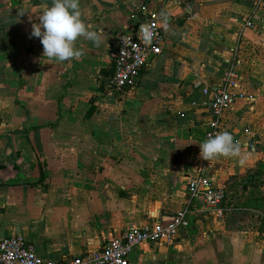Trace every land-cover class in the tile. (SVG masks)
Returning a JSON list of instances; mask_svg holds the SVG:
<instances>
[{
	"label": "crops",
	"instance_id": "0c3cea01",
	"mask_svg": "<svg viewBox=\"0 0 264 264\" xmlns=\"http://www.w3.org/2000/svg\"><path fill=\"white\" fill-rule=\"evenodd\" d=\"M148 1L163 8L166 43L118 96L107 51L116 32L138 33L142 0H78L102 42L78 38L83 55L64 62L30 35L52 0H0V239L20 235L47 260L77 256L167 221L202 174L225 189L220 216L194 199L175 243H143L131 263L264 264V2ZM229 66L253 100L226 111L218 132L244 156L207 162L203 89H219Z\"/></svg>",
	"mask_w": 264,
	"mask_h": 264
},
{
	"label": "built area",
	"instance_id": "2783aa9c",
	"mask_svg": "<svg viewBox=\"0 0 264 264\" xmlns=\"http://www.w3.org/2000/svg\"><path fill=\"white\" fill-rule=\"evenodd\" d=\"M263 2L264 0H254V8L260 7ZM137 11L144 16L143 25L152 29L153 39L150 44H145L140 30L137 34L121 30L113 35L107 51L112 72L106 79L109 92L113 95L120 96L126 90L135 88L140 75L149 65L150 57L160 55L166 43L163 8L152 7L148 0H142ZM245 25L251 26V21L246 20ZM233 68H227L225 81L219 89H203L208 97L211 113L206 138L218 133L221 117L236 102L242 99L253 100V97L241 91L240 77ZM185 190L188 196L186 204L176 210L167 221L153 220L141 227H127L111 236L97 249L58 261L40 257L20 235L7 236L0 239V264H132L129 258L132 250L143 243H175L180 229L188 224L189 205L194 199L201 197L204 206L220 216L225 197L223 186L217 185L210 177L198 174L187 178Z\"/></svg>",
	"mask_w": 264,
	"mask_h": 264
},
{
	"label": "clouds",
	"instance_id": "9594fccd",
	"mask_svg": "<svg viewBox=\"0 0 264 264\" xmlns=\"http://www.w3.org/2000/svg\"><path fill=\"white\" fill-rule=\"evenodd\" d=\"M21 15L26 13L21 10ZM39 23L32 25V37H38L43 46V56L49 60L60 62L79 59L83 52L76 47L78 38L91 41L100 46L102 34L93 30L81 19L78 10V0H52V3L38 14ZM141 38L145 44H150L153 31L147 25L140 27ZM199 156L204 161H211L220 157L240 158L244 154L240 145L234 142L233 136L227 132L209 135L199 143Z\"/></svg>",
	"mask_w": 264,
	"mask_h": 264
}]
</instances>
